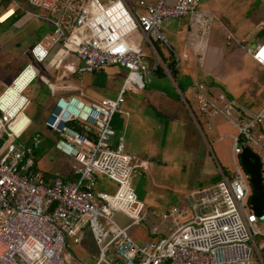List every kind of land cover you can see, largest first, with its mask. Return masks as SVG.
Wrapping results in <instances>:
<instances>
[{"label": "built area", "instance_id": "2783aa9c", "mask_svg": "<svg viewBox=\"0 0 264 264\" xmlns=\"http://www.w3.org/2000/svg\"><path fill=\"white\" fill-rule=\"evenodd\" d=\"M26 1L52 31L31 47L33 61L0 94V264H70L65 250L71 242L81 244L86 230L97 247L92 264H248L254 253L264 264L257 243L264 236V209L261 216L252 209L253 187L241 162L247 147L260 160L264 183V104L252 110L198 80H193L190 98L180 92L202 129L222 121L236 127L233 169L219 167L215 183L184 196L151 220L143 217L145 203L131 183L144 162L134 161L124 141L114 142L113 119L124 93L150 86L160 64L148 59L145 46L156 52V42L168 44L165 22L199 13L201 0H137L134 6L127 0ZM1 16L0 23L8 19ZM203 21L208 31L207 17ZM55 47L60 49L55 65L64 64L79 78L102 67L126 70L116 97L89 103L74 94L60 95L46 117L45 126L56 136L55 148L73 161L75 180L48 177L36 166L41 137L31 143L11 142L22 140L32 125L26 113L32 99L23 92L17 109L2 101L27 68L36 69L28 85L41 75L37 64ZM248 51L264 67V43ZM163 69L171 74L165 65ZM99 175L117 183L113 195L94 191ZM117 213L147 222L153 238L136 242L117 222Z\"/></svg>", "mask_w": 264, "mask_h": 264}, {"label": "rangeland", "instance_id": "374dc122", "mask_svg": "<svg viewBox=\"0 0 264 264\" xmlns=\"http://www.w3.org/2000/svg\"><path fill=\"white\" fill-rule=\"evenodd\" d=\"M128 1L137 4V0ZM216 3L224 10L222 12L235 13V10L231 8L233 6V8L237 9V13H240L241 17L243 15L242 5L244 0H201L199 13L175 19L185 23L189 21L192 27L198 30L203 39L201 37L199 39L195 38L196 43L200 40L201 44L204 40L202 45L193 50L196 59L190 53V58L187 59L189 65L186 69L184 65L186 60L183 59L182 52L177 48L181 65L179 68L180 74L177 76V79L185 91V96L190 98V79L192 76L189 73H191L192 63H196L197 69L196 78L193 79L203 82H206L204 80L205 74L202 76L201 71L203 69L210 71L207 68L213 67L214 72H210V74L215 76H210L211 78L209 76L206 77L217 88L246 107L258 110L262 105H257L254 98L256 96H263L264 94V73L257 75L259 80H255V83L249 82V80L241 81L236 88V81L241 77L242 80L244 79L242 71L248 67H244L241 70V68H235L228 61L223 63L218 60L217 52L220 47L217 49V44H214L213 40H208L209 35H212L217 28L222 30L224 36L225 32L227 33L226 28L231 29L228 26V24L231 25V22L225 18L226 14L216 12L218 16L215 12L209 10ZM204 17H207V23L210 25L208 31L204 30ZM219 17H221L222 23L217 27L216 24L220 20ZM164 28L162 31L169 38V34ZM4 35L5 33H3ZM248 45L252 44L249 43ZM223 49L225 51L228 49L226 48V42H224ZM6 52L5 49L0 48V94L6 89L7 85L13 82V79L22 71L26 64L33 61L31 54L28 57L25 55L18 57V52L16 51H14L17 55L16 59H5ZM59 55L60 49L59 47H55L46 61L37 64L41 68V75L33 80L24 91V94L30 95L32 92L38 94L43 89L46 80H54L56 82L53 78L55 68L59 69V66H52L51 69H47L46 66L51 61L58 59ZM73 60L75 59L73 58ZM3 65H6V67H3ZM110 67L99 69L100 71L94 77L92 85H89L90 80L88 78L82 81L76 76L77 82L84 83L85 87L82 90H71L70 92L89 103L94 100L93 97H116L122 86V81L111 76L110 71H108L109 69H107ZM3 70L6 73L5 76H2L3 73L1 71ZM60 70L59 78L61 80L70 78V72L66 68H61ZM184 71L188 73L186 76H183L185 74ZM164 80L167 84L164 88L167 87L168 91L173 92L174 89L169 79ZM156 82L157 77H154L153 85ZM147 88L145 89L147 90ZM61 92L57 90L54 93L59 95ZM143 96L144 93L134 94V92L126 90L124 102L119 112L121 114L125 113V111H132L134 113L138 110V108H135L136 103ZM168 100L171 99L168 98ZM146 104L148 107L160 109L158 110L159 113H162L163 110L168 111V115L161 116L155 113L156 115H151V117L145 118L142 116L145 122L138 125V127H136L135 123L132 128L126 129V136L123 135V138L130 148L134 161L144 162V166L135 172L131 183L137 192L143 196L145 201L143 217L151 220L159 217L170 206L178 205L184 196L212 185L214 178L220 172L219 167H223L227 171L233 169L232 146L233 136L237 134V129L226 121L216 123L211 129L202 125V129L189 116L180 100L177 102L171 101L169 103L170 106L164 101H160L156 105H148L147 102ZM42 124L43 119L41 117V120L33 122L22 140H11V142L26 141L31 143L39 134L42 136L43 141L36 150L38 168L47 173L54 171L64 174L67 171L72 172L73 161L56 153L54 150L56 137L44 126H41ZM117 188L116 182L106 176H97V184L94 190L96 193L105 192L113 195ZM116 220L121 226L126 228L128 234L139 244H144L153 238L149 232L148 223L145 221H134L121 213H117ZM259 241H261V238L257 239L258 244ZM96 250L97 247L93 235L89 230H86L84 241L77 245L71 242L65 250V255L68 257L70 264H80L81 261L85 262V264H92V255L96 253ZM248 264H261V262L254 253Z\"/></svg>", "mask_w": 264, "mask_h": 264}, {"label": "crops", "instance_id": "0c3cea01", "mask_svg": "<svg viewBox=\"0 0 264 264\" xmlns=\"http://www.w3.org/2000/svg\"><path fill=\"white\" fill-rule=\"evenodd\" d=\"M105 1H109V0H105ZM128 2L132 6H134L135 4L130 1ZM231 8L235 10V13L222 12L224 10L220 8L219 4L217 3L216 5H212V7H210L209 10L215 13L219 12L226 14L225 18H227L231 22L230 23L231 25L228 24V26H230L231 29L226 28L227 33L225 32V36H224L222 30L220 28H217L212 35L211 34L209 35L208 40L211 41L213 40L214 44L216 43L218 46L217 49L220 47L219 51L217 52L218 60H220L223 63H225V61H228L230 64H233L235 68H241V70H243L244 67H248L247 69H244L242 71L244 76L243 80L241 75L239 74L238 75L241 78H239V80L236 79L237 81L234 80L236 81V88H237V86H239V83L241 81L249 80V82L255 83V80H259L257 75H259L260 73L261 74L264 73V67L258 64L254 60L252 54L248 51V48H254L257 44L264 43V0H244V3L242 5L243 8L242 17L240 16V13H237L236 8H233V6ZM12 9L14 10V14H12L13 13ZM37 12L38 10L31 7L26 0H0V16L3 14L1 16V20H6L8 18L6 21L0 23V48L1 49L3 48L7 51L5 54V59H16L17 55L14 53V51L18 52L17 53L18 57L20 55H25L26 57H28L30 55L31 47L36 42H38L45 34L52 31V26L48 24V22H43L44 20H41L36 16H34L33 13H37ZM219 18L220 20L216 24L217 27L222 23L221 17ZM164 27H165L164 29L169 34V38H167L168 44L162 42H156L155 43L156 52L152 50L149 46H145V52L148 55V59L152 63H155L157 60L158 64L160 63L159 66L162 69H163V65L167 67L166 61L169 62L174 61L175 67L177 69L176 75L173 76L170 73L168 74L164 69H163V73H156L155 77H157V82L154 85L152 83L150 86H148L153 88H149V89L147 88V90L145 89V90H140L138 92H134V94L144 93L143 98H141V100L136 103L135 108H138V110L135 111L134 113H132V111L130 112L125 111V113L123 114L118 112L115 115L113 119V127L115 129L114 142H118L120 140L124 141L128 152H130V148L126 144V141L123 138V135L126 136L125 135L126 129L128 130L132 128L135 123H136V127L144 123L145 120H143V117L145 118L148 116L151 117V115H154L155 113L161 116L168 115V111L163 110L162 113H159L158 110L160 109H154L152 107H148L146 102L148 103V105L151 104L156 105L158 102L164 101L166 104L170 106L169 103H171V101L177 102L180 100L182 101V104L185 107L184 109L188 112L189 116L192 117L189 108L187 107V105L185 104L184 100L180 95V92H182L185 95V91L183 90V87L181 86L179 80L177 79V76L180 74L179 68L181 67L179 62L180 58L178 61L176 59L177 56L179 57L177 48L180 49V51L182 52L183 59L186 60V63L184 64L186 66L185 67L186 69L187 66L189 65L187 59L190 58V53H192L194 58L196 59L193 50L199 47L200 45H202L204 41L203 40L200 44V40H198L199 42L196 43L194 39L195 38L199 39V37L203 39L202 38L203 36H201V34L198 32L196 28L192 27L189 21L185 23L179 20H170L165 22ZM229 32L232 33L233 35L230 34ZM3 33H5L4 36ZM230 35L232 37H230ZM224 42H226V48H228L227 49L228 52L227 50L225 51L223 49ZM249 43L252 45H248ZM75 61L78 63L76 57H75ZM52 66L54 67L56 66L54 60L51 61L46 67L47 69L49 68L51 69ZM3 67H6V65H3ZM61 68L62 69L66 68V66L64 64H61L59 66V69L55 68V75L53 79H55L56 82L54 80L52 81L46 80L44 82L45 84L43 85V89L38 94L32 92L30 95H28L32 99V103L27 108L26 113L28 116L31 117L32 124L34 121L36 122L38 120H41L42 117L43 124L41 126H44L46 129H48L45 126V120L57 98L60 95L63 96L72 95L73 93L70 92L71 90H82V88L85 87L84 83L77 82L76 74H73V72L68 70L67 68L66 69L68 70V72H70V78L61 80V78H59ZM39 69L41 71L40 67ZM107 69H109L108 71H110L112 77L122 81L123 83L124 77L126 75V70H124L119 66H114ZM207 69L210 71H206L203 69L201 71V75L203 76L205 74L204 80L207 83L215 86L212 83V81L206 77V76L209 77L215 76L213 74H210V72H214L213 67ZM100 70H97L92 74H86L89 76L86 77V75H84L82 78H78V79L85 81L88 78L90 80L89 85H92L94 81V77L96 76L97 72ZM184 72L185 74L183 76H186L188 73L186 71ZM190 72L191 73L189 74H191L192 76V78L190 79L191 82L190 90L192 91L193 80H195L193 78H196V72H197L195 62L192 63ZM1 73H3L2 76L6 75L4 70L1 71ZM230 75H235V74H230ZM164 79H169L174 89L173 92L168 91L167 87L164 88L165 85L167 86ZM49 84H51L52 86ZM61 84L67 85L69 86V88L65 90L58 89V86ZM9 85H7V87ZM57 90H60L62 92L59 95H56L54 92ZM103 98L106 97H102V96L93 97L94 100H101ZM168 98H170L171 100H168ZM254 99L256 100L257 105L264 104V94L263 96L260 97L256 96ZM50 132L53 134V136H55V134L52 131ZM38 136L42 138V136H40L39 134L37 135V137ZM54 150L56 151L57 154H60L55 148V145H54ZM36 166L38 167L37 160H36ZM43 173L48 177H54L55 175H60L65 180H75L76 178L75 174L69 171H67L65 174L60 173L58 171H54L52 173H47V172H43ZM138 195L145 203L143 196L140 193H138ZM260 238L261 241H259L258 245L264 254V236L259 237V239Z\"/></svg>", "mask_w": 264, "mask_h": 264}, {"label": "water", "instance_id": "95a60500", "mask_svg": "<svg viewBox=\"0 0 264 264\" xmlns=\"http://www.w3.org/2000/svg\"><path fill=\"white\" fill-rule=\"evenodd\" d=\"M241 162L250 175L253 187L250 204L252 205L253 211L261 216L264 209V183L261 174L260 160L249 148L246 147L241 154Z\"/></svg>", "mask_w": 264, "mask_h": 264}, {"label": "bare ground", "instance_id": "6f19581e", "mask_svg": "<svg viewBox=\"0 0 264 264\" xmlns=\"http://www.w3.org/2000/svg\"><path fill=\"white\" fill-rule=\"evenodd\" d=\"M35 72L36 71L34 70L33 67H29L19 76L18 79H16L15 83L12 86H10L6 94L2 97V101L4 102V105L5 104L10 105L15 109L20 107L22 93L25 91L26 89L25 87H27L29 81L32 79Z\"/></svg>", "mask_w": 264, "mask_h": 264}, {"label": "trees", "instance_id": "16d2710c", "mask_svg": "<svg viewBox=\"0 0 264 264\" xmlns=\"http://www.w3.org/2000/svg\"><path fill=\"white\" fill-rule=\"evenodd\" d=\"M167 62V67H168V69L171 71V74L173 75V76H175L176 75V71H177V69H176V67H175V63H174V61H166ZM24 69V68H23ZM157 73H163V69L158 65V67H157ZM39 109V108H38ZM78 130H80L81 132H83V130L79 127V126H77V125H74ZM219 179V175H217L215 178H214V183L217 181Z\"/></svg>", "mask_w": 264, "mask_h": 264}]
</instances>
